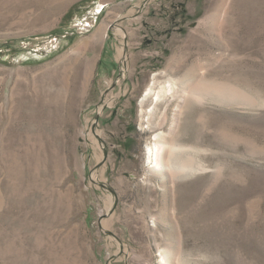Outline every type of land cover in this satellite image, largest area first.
Instances as JSON below:
<instances>
[{
	"label": "rangeland",
	"instance_id": "rangeland-1",
	"mask_svg": "<svg viewBox=\"0 0 264 264\" xmlns=\"http://www.w3.org/2000/svg\"><path fill=\"white\" fill-rule=\"evenodd\" d=\"M0 264H264V0H0Z\"/></svg>",
	"mask_w": 264,
	"mask_h": 264
},
{
	"label": "bare ground",
	"instance_id": "bare-ground-1",
	"mask_svg": "<svg viewBox=\"0 0 264 264\" xmlns=\"http://www.w3.org/2000/svg\"><path fill=\"white\" fill-rule=\"evenodd\" d=\"M152 89L153 87H149L148 91ZM155 94H156V98H160L162 97V95L166 94L167 96L165 98L167 99L168 103L178 98H181L178 96V89L177 87L173 86V83L172 84L168 83L166 84V86L160 85L158 89L156 90ZM177 106H179V103L177 104ZM156 110L157 108L154 107L153 109H150L149 111H147L148 115L146 117V122L152 129L155 127H162L166 123V120H167V107L163 108V111L161 112L159 117H156ZM169 132H171V130ZM170 138L171 136L169 135L165 136L163 134H156L152 139V145H150L148 148L149 159L151 160V162H153V166L156 167L160 171L164 165L163 162L165 160L164 157H165L166 152L169 155V159L175 162L181 160L182 154L187 155L189 153L186 150L180 149V145L171 141ZM181 169H184L183 165L181 166ZM163 260H164V257H163Z\"/></svg>",
	"mask_w": 264,
	"mask_h": 264
},
{
	"label": "trees",
	"instance_id": "trees-1",
	"mask_svg": "<svg viewBox=\"0 0 264 264\" xmlns=\"http://www.w3.org/2000/svg\"><path fill=\"white\" fill-rule=\"evenodd\" d=\"M66 16H68V12L66 13ZM72 41H73V39L70 40V42H72Z\"/></svg>",
	"mask_w": 264,
	"mask_h": 264
}]
</instances>
